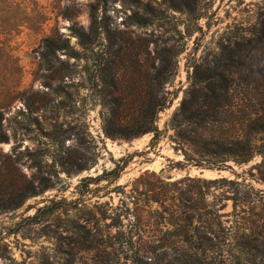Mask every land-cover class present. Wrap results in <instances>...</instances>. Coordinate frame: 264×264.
Listing matches in <instances>:
<instances>
[{"label":"rangeland","instance_id":"1","mask_svg":"<svg viewBox=\"0 0 264 264\" xmlns=\"http://www.w3.org/2000/svg\"><path fill=\"white\" fill-rule=\"evenodd\" d=\"M197 2L0 0V264H264V156L188 164L170 124L192 65L257 36L264 0ZM96 18L109 31L95 52L67 55ZM167 49L183 52L159 138L108 136L89 76L121 52L120 66L161 65Z\"/></svg>","mask_w":264,"mask_h":264},{"label":"trees","instance_id":"2","mask_svg":"<svg viewBox=\"0 0 264 264\" xmlns=\"http://www.w3.org/2000/svg\"><path fill=\"white\" fill-rule=\"evenodd\" d=\"M186 9L192 12L195 6ZM104 31H109L108 24L96 18L90 32L76 28L83 52L75 50L67 38L61 49L70 57L86 59L88 52H95ZM262 43L264 28L257 36L237 42L233 49L225 46L217 64L212 66L207 60L203 66L192 65L189 85L170 120L176 129V148L188 164L222 168L228 160L241 164L257 154L264 156V87L251 89L258 82L264 83ZM167 52L161 65L153 63L144 70L135 65L120 66L118 61L131 55L121 52L99 74L89 76L92 89L106 108L103 119L108 136L135 138L152 132L154 138H159V113L171 102L169 95L173 93L166 87L178 72L175 57L183 49ZM8 140L0 112V142ZM37 193L33 190L30 195Z\"/></svg>","mask_w":264,"mask_h":264},{"label":"water","instance_id":"3","mask_svg":"<svg viewBox=\"0 0 264 264\" xmlns=\"http://www.w3.org/2000/svg\"><path fill=\"white\" fill-rule=\"evenodd\" d=\"M154 170L157 172L161 171V165L159 163L155 164Z\"/></svg>","mask_w":264,"mask_h":264}]
</instances>
